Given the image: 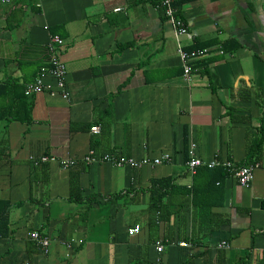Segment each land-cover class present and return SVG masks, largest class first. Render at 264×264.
<instances>
[{
    "label": "crops",
    "instance_id": "0c3cea01",
    "mask_svg": "<svg viewBox=\"0 0 264 264\" xmlns=\"http://www.w3.org/2000/svg\"><path fill=\"white\" fill-rule=\"evenodd\" d=\"M160 3L0 0V114L24 101L31 118L0 122V199L11 205L0 264H264V143L253 151L264 137V0H174L191 35L178 39ZM54 36L69 99L27 97ZM179 46L208 50L190 84ZM191 144L221 177L190 173ZM249 151L259 166L245 188L233 170ZM114 153L170 161L101 160Z\"/></svg>",
    "mask_w": 264,
    "mask_h": 264
},
{
    "label": "built area",
    "instance_id": "2783aa9c",
    "mask_svg": "<svg viewBox=\"0 0 264 264\" xmlns=\"http://www.w3.org/2000/svg\"><path fill=\"white\" fill-rule=\"evenodd\" d=\"M3 3H8L10 0H1ZM174 0H161L160 8L163 11V14L165 18L171 23L173 29H174V35L175 38L178 39L180 36H188L191 37L188 28L184 24V22L175 17V7L173 5ZM64 45V42L59 37H51L48 43V57L49 61L47 66H42L39 68V71L34 78L33 81L27 83L24 87V95L27 97L38 95L41 93H48L51 96H60L61 98L68 100L69 99V92L67 89L66 84V67L65 64L60 56L59 49H62ZM178 53L181 56L183 60V79L188 84L192 81V68L190 63L192 61H197L206 56L208 53L207 49L198 50L190 53L184 52L180 46L178 47ZM49 79V80H47ZM91 132H97L98 128L93 127L90 129ZM90 155V156H89ZM87 157H85V161L87 163H92L96 161L94 157H92L91 154H89ZM189 156L190 160L187 162L188 169L190 173L194 174L197 168L207 166L209 168L216 167L217 164H206L204 161H202L200 158H197L195 156V145L191 144L189 149ZM49 158L43 157L40 158V162H46ZM102 161L108 162L116 167H122V166H128L133 169H139L143 167L144 165H148L152 163L153 165H158L162 162V160L170 161V157L167 154H164L161 158L154 159L152 162H150L149 159L143 158L140 160H134L132 158H125L121 156L120 154H110L105 155L101 158ZM61 165L63 168L69 167V162L62 161ZM227 166L229 164H226ZM258 164H250L247 166H242L237 168L236 170H233L234 177L237 179L238 184L241 187L248 188L250 187L253 178H254V172L256 168H258ZM140 227L135 226L134 228H131L128 230V235L132 236L137 233H139ZM29 238L45 253L49 252L50 247V240L48 237L41 236L38 232H30ZM74 240H70L69 242H63V245H65L69 250L71 248V244ZM183 245V244H181ZM219 247L226 248L227 245L222 242ZM163 250V246L160 244V242L156 243V251L161 252Z\"/></svg>",
    "mask_w": 264,
    "mask_h": 264
},
{
    "label": "trees",
    "instance_id": "16d2710c",
    "mask_svg": "<svg viewBox=\"0 0 264 264\" xmlns=\"http://www.w3.org/2000/svg\"><path fill=\"white\" fill-rule=\"evenodd\" d=\"M163 12V11H162ZM240 47V44L237 43L235 45V48H238ZM222 53H225V52H228V49L227 47H224V44H222ZM235 50V49H233ZM201 63L202 62H199L197 63L196 65L194 64L193 66L196 67V66H200V68L202 67L201 66ZM192 68V66H191ZM8 108H5L4 110H6ZM30 112L28 110V108L26 107L24 101L23 102H20L16 104V106H13L11 108H9V111L5 112L3 115L0 114V122H11V121H17V122H23V123H26L28 121H30ZM262 122L264 120V112L262 113V118H261ZM263 124V123H262ZM261 124L260 128L257 129V130H264L263 129V125ZM5 130H3V132H0V159H3V158H6L8 157V146H7V142H6V139H5ZM263 133V131H262ZM257 138V137H256ZM264 137L263 138H260L258 140H253V143H254V148H253V151L254 153L257 152V150H260L261 148V145L264 143ZM251 154H252V151H249L247 156H249V163L244 165V166H247V165H250V164H258L257 161L258 159H252L251 157ZM259 165V164H258ZM201 171L203 172H207L209 174H212V175H215V176H218V177H221L223 175V172H221V170L219 168H212V169H209V168H203ZM194 193V191H193ZM10 203L6 200H2L0 199V239L2 238H5L9 235V215H10Z\"/></svg>",
    "mask_w": 264,
    "mask_h": 264
}]
</instances>
